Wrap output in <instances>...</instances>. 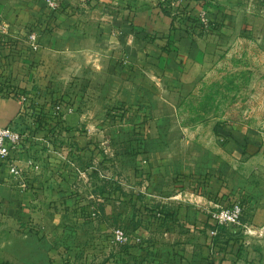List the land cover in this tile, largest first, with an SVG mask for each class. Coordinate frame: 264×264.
<instances>
[{
	"label": "rangeland",
	"instance_id": "374dc122",
	"mask_svg": "<svg viewBox=\"0 0 264 264\" xmlns=\"http://www.w3.org/2000/svg\"><path fill=\"white\" fill-rule=\"evenodd\" d=\"M56 25L36 51L24 27L23 39H14L20 48L5 54L0 88L23 97L26 128L52 133L60 161L72 164L49 166L46 174L58 180L71 167L81 197L56 194L37 211L0 213V264H176L161 254L158 213L177 215L191 191L210 193L207 181L226 168L229 129L255 134L264 146V36L204 34L201 65L184 83L112 68L111 53L93 34L67 35ZM58 105L73 107L62 129L48 122ZM49 158L42 152L33 159L38 172ZM78 164L85 173L79 180ZM116 228L126 242L115 241Z\"/></svg>",
	"mask_w": 264,
	"mask_h": 264
},
{
	"label": "crops",
	"instance_id": "0c3cea01",
	"mask_svg": "<svg viewBox=\"0 0 264 264\" xmlns=\"http://www.w3.org/2000/svg\"><path fill=\"white\" fill-rule=\"evenodd\" d=\"M60 3L61 9L52 13L41 0H0V22L8 26L4 35L13 38L0 44V82L6 78L5 54L8 50L15 51L14 47L20 48L21 42L14 39H23L26 25L37 33L39 47L42 34H49L48 30L57 24V29L67 35L93 34L104 45L100 50L106 48L111 53L112 68L116 65L136 75L184 83L194 80V72L201 65L207 41L204 34L264 36V27L250 26L253 22H264V0H60ZM200 11L206 12L210 19L209 31L195 21ZM88 28L93 31H87ZM13 44L17 45L12 48ZM43 45L46 47V43ZM23 106V97L18 93L0 88V127L17 120L26 127L24 115L21 116L22 111L25 114ZM70 122L72 116H67L64 124ZM34 125L28 129L35 140L24 145L22 151H12L11 157L23 166L28 157L39 160L43 152L50 157L49 163L42 172H28L18 183L0 184V213H6V217L25 212L26 206L37 211V206L48 200L46 197L56 194L81 197V188L71 184L75 180L71 178V167L58 180L46 174L49 166L72 162L69 158L60 161L62 151L54 146L52 133ZM69 133L63 134L64 142H71ZM227 135L226 168L219 178L207 181L210 193L204 197L191 191L177 215L156 217L162 225L154 230L166 237L160 242L161 254L176 264H264V146L258 145L257 135L243 129H229ZM78 152L81 162L84 152L80 147ZM81 167L78 164V180L85 174ZM236 200L244 202L247 208L241 223L216 225L209 211ZM136 233L145 236L141 228Z\"/></svg>",
	"mask_w": 264,
	"mask_h": 264
},
{
	"label": "built area",
	"instance_id": "2783aa9c",
	"mask_svg": "<svg viewBox=\"0 0 264 264\" xmlns=\"http://www.w3.org/2000/svg\"><path fill=\"white\" fill-rule=\"evenodd\" d=\"M45 7L52 13H56L61 9L60 0H41ZM197 22L202 26L203 30L209 31L212 27L207 13L200 11L196 17ZM8 26L6 23L0 22V44ZM27 41L30 48L34 51L38 50L39 42L36 32H30L27 35ZM73 107H63L58 105L53 114L54 125L56 128H64V115L70 114ZM24 112L22 111L21 116ZM35 140V136L30 130L21 126L19 120L14 123L0 127V184L1 183H18L24 179L28 171H38L39 165L34 162L31 157H28L23 166L17 164L15 159H12L11 152L15 150H23V146L28 144L29 141ZM211 219L219 226H232L239 225L242 219L247 214V208L242 201H233L225 207H215L209 211ZM114 239L117 243H124L127 241V235L121 228H116L113 231Z\"/></svg>",
	"mask_w": 264,
	"mask_h": 264
},
{
	"label": "trees",
	"instance_id": "16d2710c",
	"mask_svg": "<svg viewBox=\"0 0 264 264\" xmlns=\"http://www.w3.org/2000/svg\"><path fill=\"white\" fill-rule=\"evenodd\" d=\"M214 24H215V22H214ZM64 128H65V126H64ZM54 130H56V129H54ZM165 213H158V216H159V218L161 217V216H163Z\"/></svg>",
	"mask_w": 264,
	"mask_h": 264
}]
</instances>
